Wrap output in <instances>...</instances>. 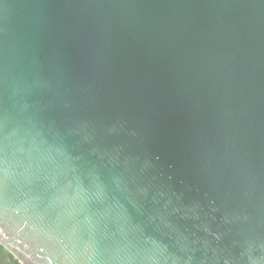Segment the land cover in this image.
<instances>
[{
  "label": "water",
  "instance_id": "water-1",
  "mask_svg": "<svg viewBox=\"0 0 264 264\" xmlns=\"http://www.w3.org/2000/svg\"><path fill=\"white\" fill-rule=\"evenodd\" d=\"M0 264H264V0H0Z\"/></svg>",
  "mask_w": 264,
  "mask_h": 264
}]
</instances>
